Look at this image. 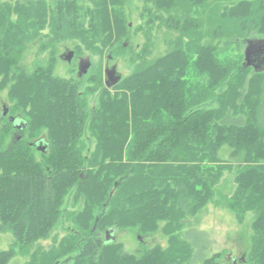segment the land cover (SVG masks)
Instances as JSON below:
<instances>
[{
  "label": "trees",
  "instance_id": "1",
  "mask_svg": "<svg viewBox=\"0 0 264 264\" xmlns=\"http://www.w3.org/2000/svg\"><path fill=\"white\" fill-rule=\"evenodd\" d=\"M147 2L158 11L156 19L163 15L166 26L176 28L180 35L172 41L169 53L156 61L147 62L143 60L147 55L139 54L141 60L133 72L113 85L92 78L103 88L89 124L85 94L72 81L52 75V67L42 70L37 80L19 77L15 84V91L22 94L21 106L30 113L28 118L10 116L1 129L0 232H12L15 242L0 251V264H9L17 247L49 238L64 217L70 232L58 247L43 254L44 264H56L74 253L73 264L188 262L195 257L196 248L188 240L172 237L170 249L158 247L139 257L126 252L112 233L126 226L148 233L161 220L168 221L167 234L180 231L187 216L195 215L214 198L224 170L233 169L235 160L220 157L225 145L232 157H239L237 186L228 207L240 219L255 213L247 264H264V86L258 90L245 82L240 89L237 84L230 86L232 78L237 83L244 77L245 68L237 69L217 58L216 46L202 43V22L190 14L208 0ZM121 3L126 0H102L95 6L81 0H51L50 4L47 0H0V8H14L22 23L33 17L44 24L50 22L55 35L52 41L80 39L86 34L81 39L88 42L89 37L108 34L105 45L115 46L128 36L125 18L115 7ZM223 15L242 25L233 32L229 28L230 37L242 36L249 15L261 25L257 33L264 35V0H237ZM35 19L27 27L35 29ZM12 26L4 15L0 17L3 85L23 47L15 33L8 36ZM91 40L93 45L96 40ZM205 71L210 74L206 84L200 79L193 82L194 75ZM224 85L228 86L226 95L217 93ZM245 93L254 96L250 110L244 105ZM209 100L221 101V105L210 106ZM12 117L23 122L20 133L29 130L33 137L45 131L47 139L28 143L25 135L18 134L19 140L7 146L6 140L16 128ZM87 128L98 140L95 153L88 157L94 158L89 162L91 168L85 167L88 158L83 135ZM40 142L46 149L41 152L42 160L35 157L34 149ZM73 190L76 207L83 197L79 212L64 209ZM200 264L220 263L212 257Z\"/></svg>",
  "mask_w": 264,
  "mask_h": 264
},
{
  "label": "rangeland",
  "instance_id": "2",
  "mask_svg": "<svg viewBox=\"0 0 264 264\" xmlns=\"http://www.w3.org/2000/svg\"><path fill=\"white\" fill-rule=\"evenodd\" d=\"M1 1L5 2L11 0ZM101 1L102 0H81L85 5L89 4L91 6H95V2ZM47 2L50 4L51 0H47ZM109 2H111V0H109ZM236 2L237 0H208L204 5L192 10L190 14L197 22H202L203 26L199 28L203 36V38H201L202 43H211L215 45L217 58L237 69H239V67L245 68L246 72L244 77L239 78L237 83L236 80L232 78L230 86L233 87L237 84L238 89H240L245 82V84L253 86V89L255 88L258 90L259 86H264V59L253 60V64L249 66L246 64L245 58L248 47H251L252 50H259L264 47V35L257 33V29H259L261 25L252 22V20H254V15H249L248 21L245 24L247 29L242 32V36L239 38L230 37L228 32L229 28L233 32L237 29H242V25L233 22V19L227 18L223 14L228 6L231 7V5L236 4ZM115 7L120 10L122 16H124L128 32V36L122 39L120 44L115 46L105 45L104 41L107 40L108 34H103L100 37H89L88 42L81 39L84 38L86 34L80 39H58L52 41L51 39L55 35L52 32L50 22L44 24L42 20L33 17L31 19H26V23H22L20 21L22 17L14 11V8H12L11 11H8L6 8H0V17L4 15L7 24L14 25L11 27V32L8 36L15 33L16 39L23 43V47H21V57L16 66L13 67L8 82L4 85V75L0 74V135L1 129L9 122L10 116L28 118L30 113L29 109H25L21 106L20 100L22 94L19 93V89L15 91L14 88L19 77H23L25 80L30 81L37 80L36 76H38L42 70H48L52 67V75L72 81L77 85L78 90L85 94L88 101L87 110L89 118L87 123L89 124L91 114L98 104V97L103 88L102 85L98 86V81L93 80L94 78L97 80L102 78V82L105 85V82H108V77L105 72L106 69L111 70L115 67V75H120L121 78H125L133 72L135 63L141 60L139 54L144 52L147 57L143 60L152 62L169 53L172 41L179 37L180 32L176 30V28L167 27L163 15L159 19H156L158 11L151 2H147V0H126L125 4H116ZM165 16L167 15L165 14ZM183 16L184 14H181L177 17L181 19ZM34 19L36 23L35 29L27 27L26 24ZM88 23L89 22H86L87 25ZM87 25L86 28L88 27L87 30H89L90 27ZM17 28H20V31ZM239 35H241V32ZM89 36H92L90 32ZM92 38L96 40L93 45L89 43L92 41ZM122 45L123 48H121ZM70 51H74V56L71 61L66 58V54ZM89 62L91 65L87 73H84L82 68ZM218 62L220 61L218 60ZM192 73L196 74L195 71H192ZM236 73L237 71H234V74ZM209 77L210 74L205 71L200 72L197 76L194 75L192 80L195 82L200 79L202 83L206 84V82L209 81ZM40 80V84H43L42 77ZM95 87H97L96 90L89 91V89ZM227 87V85H224L221 88H217L216 92L224 94ZM109 89L113 91L112 87ZM24 92L25 91L22 93ZM248 94L249 93H245L244 105L247 107V110H250L253 108L254 96ZM211 97L214 100L216 99L212 95ZM209 102H211L209 105L215 108H219L221 105V101L212 102L209 100ZM5 110H8L6 114H4ZM42 129H44V127H42ZM18 134L25 135L28 143L34 142L39 138L44 140L47 139V132L45 131L32 137L29 134V130L20 133L18 129L15 128L11 136L6 140V145H13L14 141L19 140L16 139ZM83 140L86 143L84 154L86 153L85 155L88 158L95 153L98 140L95 133L94 136H92L89 128L86 129ZM43 146L44 142H40L37 147H34L36 151L35 157L38 160H42L41 152L43 151L41 148ZM220 157L224 161L235 160L233 169L224 170L220 183L216 186L217 191L214 198L206 204V206L201 208L198 213L187 216L185 218V225L180 231L174 232L171 235L167 234L166 227L168 221L161 220L159 221L158 228L148 233H140L138 232V228L131 226L115 228L112 233L114 241L120 243L126 252L142 257L149 250L158 247L163 251L170 249V244H172L173 239L177 238L180 241L188 240L196 247L193 251L195 257L185 262L186 264H200L204 259L212 257L217 259L220 264H247L252 246V224L256 215L250 212L246 213L242 219H240L237 214L228 207L227 201L232 197L237 186L234 178L237 172L236 160H239V157H236V159L232 157L227 145H225L220 152ZM93 159V156L88 158V162L85 165L86 168L89 167V162ZM89 168H91V166ZM72 195L74 196V190L71 195L67 197L64 209L66 211L75 210L79 212L84 206L83 197L76 207L75 203L72 202ZM67 223L69 222L64 217L51 232L49 238L37 241L29 247H17V254L9 264H41L46 258L43 254H47L48 251L58 247L62 238L70 232L68 231ZM103 236H106L105 232ZM172 237L173 239H171ZM14 242L15 240L12 232H0V251L10 249ZM75 255L74 253L71 256L61 258L56 264H73Z\"/></svg>",
  "mask_w": 264,
  "mask_h": 264
},
{
  "label": "water",
  "instance_id": "3",
  "mask_svg": "<svg viewBox=\"0 0 264 264\" xmlns=\"http://www.w3.org/2000/svg\"><path fill=\"white\" fill-rule=\"evenodd\" d=\"M252 53H253V50L251 49V47H248L247 50H246V58L245 59H246V64L249 65V66L253 64V59H252V56L253 55H252ZM73 56H74V51H70L68 54H66V58L69 61L72 60ZM90 65H91V63L89 62V63H86L83 66L82 69H83V72L84 73H87ZM115 72H116L115 67L112 68L111 70H108L107 71V73H108V82H107V85H113V84H115L116 82H118L121 79V76L120 75H115L116 74ZM110 75H113V76H110ZM7 112H8V110H5L4 111V114H6ZM11 121H13V118H11ZM19 128H21L20 125H19ZM41 150L44 151L46 149L44 147H42Z\"/></svg>",
  "mask_w": 264,
  "mask_h": 264
},
{
  "label": "flooded vegetation",
  "instance_id": "4",
  "mask_svg": "<svg viewBox=\"0 0 264 264\" xmlns=\"http://www.w3.org/2000/svg\"><path fill=\"white\" fill-rule=\"evenodd\" d=\"M252 59L253 60H261V59H264V47L260 48L259 50L257 49H253V53H252ZM108 69L105 70L106 74H107V77H108V73H107ZM110 76H113V75H110ZM109 76V77H110ZM13 118V117H12ZM13 122H14V125L17 129H21L19 128V125L22 127L23 126V122L21 121V119L19 118H13Z\"/></svg>",
  "mask_w": 264,
  "mask_h": 264
}]
</instances>
